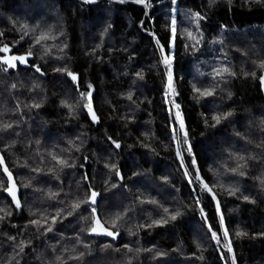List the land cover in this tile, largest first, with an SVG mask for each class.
<instances>
[{"label": "trees", "instance_id": "1", "mask_svg": "<svg viewBox=\"0 0 264 264\" xmlns=\"http://www.w3.org/2000/svg\"><path fill=\"white\" fill-rule=\"evenodd\" d=\"M9 51L0 264H264V0H0Z\"/></svg>", "mask_w": 264, "mask_h": 264}, {"label": "water", "instance_id": "2", "mask_svg": "<svg viewBox=\"0 0 264 264\" xmlns=\"http://www.w3.org/2000/svg\"><path fill=\"white\" fill-rule=\"evenodd\" d=\"M16 56V57H25V62L21 63L19 60H15L12 61V63L15 65L14 67H10L9 64L5 63V60H9L11 57ZM33 60V56L29 55V54H14L12 52H7L4 53L0 56V65L4 67L6 72H13L16 71L18 67L20 68H28L29 66V62ZM72 76H75L76 79L73 80ZM68 78L70 79V81L72 83H77L78 82V76L76 74H68ZM0 160H2V162H0V167L3 171L4 177L7 181V189L12 187L13 185H15V195H16V200H13L12 196L9 194V192L6 190L7 195L11 201V203L13 205H18L19 204V190L15 184L14 178L12 176V174L7 170V172L4 171V169L6 168L5 162L3 160V157L0 154ZM9 174L11 175V180H9ZM92 195V193H91ZM94 220H95V228H96V234L97 235H107V232H110L109 230H107L103 224L99 221V219L97 218L96 214H94ZM97 220L99 221V225L96 223Z\"/></svg>", "mask_w": 264, "mask_h": 264}, {"label": "snow or ice", "instance_id": "3", "mask_svg": "<svg viewBox=\"0 0 264 264\" xmlns=\"http://www.w3.org/2000/svg\"><path fill=\"white\" fill-rule=\"evenodd\" d=\"M134 2H141V0H134ZM229 3H231V0H229ZM146 6H147V5H146ZM173 23H174V22H173ZM173 31H174V29H173ZM43 38H44V37H42V39H43ZM2 51H5V52H6V51H8V49L5 48V49H2ZM162 51H163V49H162ZM15 60H19L21 63H24V62H25V57H16V56H13V57H11L9 60H5L4 62L7 63V64H9L10 67H14L15 65L12 63V61H15ZM164 63H165L166 65H169V64H170V58L167 57V56H165V58H164ZM37 71H39V69H37ZM70 75H71V73H70ZM168 75H169V89L171 90V89H172V84H171V71H169ZM72 79L75 80L76 77H75V76H72ZM87 95L90 97V96H91V93H88ZM177 107H179V106L177 105ZM88 108H89V112L91 113V112H92V109H91V104H90V103H89V105H88ZM178 115H179V114H178ZM92 119H93L94 121L97 119L94 113H92ZM216 119H217V122H218V121H219V117H217ZM180 126H181V128H183V121H182V120L180 121ZM185 135H186V134H185ZM117 147H119V145H117ZM0 162H2V160H0ZM4 171L7 172V168H5ZM9 180H11V175H10V174H9ZM205 187H207V185H205ZM7 191H8L9 194L12 196L13 200H16V195H15V185H13L12 187L8 188ZM92 195H93V202H94V198H95V195H96V194L93 193ZM172 218L175 219L174 216H173ZM96 223L99 225V221H98V220H97ZM221 224H223V217H221ZM210 230H211V229H210ZM93 231H95V229H93ZM107 235H110V236H111V235H113V233H112V232H107ZM237 235H238V236H241V235H244V233H239V232H238ZM224 236H225V237L228 236V232H227V231L224 232ZM215 237H216V234L213 233V238H215ZM228 251H229V252L232 251L231 246H230V242H229V245H228ZM233 264H235V260H234V259H233Z\"/></svg>", "mask_w": 264, "mask_h": 264}]
</instances>
